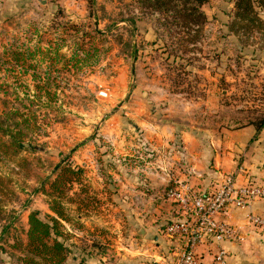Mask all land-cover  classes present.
<instances>
[{
    "label": "rangeland",
    "instance_id": "1",
    "mask_svg": "<svg viewBox=\"0 0 264 264\" xmlns=\"http://www.w3.org/2000/svg\"><path fill=\"white\" fill-rule=\"evenodd\" d=\"M234 5L207 0L184 50L136 0H0V112L31 109L39 125L0 155V264H20L29 213H51L41 186L60 162L81 168L68 194L89 203L68 205L78 221L64 222L63 264H152L164 193L186 179L170 159L181 132L203 140L264 119V2L250 29Z\"/></svg>",
    "mask_w": 264,
    "mask_h": 264
},
{
    "label": "trees",
    "instance_id": "2",
    "mask_svg": "<svg viewBox=\"0 0 264 264\" xmlns=\"http://www.w3.org/2000/svg\"><path fill=\"white\" fill-rule=\"evenodd\" d=\"M140 8L150 10L158 15V21L165 30L174 34L177 38L179 49L186 48L187 44L195 43L202 26L207 22V16L202 6L207 0H136ZM264 2V0H258ZM254 0H235V17L239 18L241 28L250 29L256 22H261L254 10ZM261 4V3H259ZM123 21V20H121ZM134 24V20H131ZM176 86L180 81L174 83ZM259 130L264 126V119L254 123ZM39 125L35 111L29 109L22 112L16 107L5 106L0 112V155H15L25 148L26 139L38 131ZM29 143V142H28ZM82 170L73 167L69 163L60 162L55 165V173L52 180L47 182L48 188L41 186L47 195V205L51 213L40 216L38 211H32L28 215L26 241H15L12 245L19 249L18 260L20 264H63L69 247L66 244L67 232L64 222L78 221L76 215L71 216L69 204H75L74 210L89 209L88 199L71 197L69 189L75 183H79ZM1 178V177H0ZM84 191L83 188H80ZM86 200V201H85ZM77 204V205H76Z\"/></svg>",
    "mask_w": 264,
    "mask_h": 264
},
{
    "label": "built area",
    "instance_id": "3",
    "mask_svg": "<svg viewBox=\"0 0 264 264\" xmlns=\"http://www.w3.org/2000/svg\"><path fill=\"white\" fill-rule=\"evenodd\" d=\"M180 163L178 159L176 164L184 168ZM216 174L215 183L206 190H199L187 179L179 178L166 189L164 198L170 219L162 234L172 244L162 264H208L201 246L207 249L213 264H226L225 244L243 240L239 229L223 216L232 208L248 209L264 198V179L253 177L240 167ZM245 222L252 230L264 233V216L248 211Z\"/></svg>",
    "mask_w": 264,
    "mask_h": 264
},
{
    "label": "crops",
    "instance_id": "4",
    "mask_svg": "<svg viewBox=\"0 0 264 264\" xmlns=\"http://www.w3.org/2000/svg\"><path fill=\"white\" fill-rule=\"evenodd\" d=\"M206 138L202 140L192 133L181 132L178 140L180 149L170 158L172 162L179 158L185 161L184 176L195 188L209 189L215 183L214 177L217 176V171L225 173L237 167L243 168L247 174L257 179H264V126L257 130L251 122L241 127L208 131ZM156 172L161 173V171ZM152 183L157 182L153 179ZM163 199L166 202L165 198ZM164 210L169 215H167L169 220V207ZM248 211L264 216V198L254 202L248 209L232 208L223 216L236 226L243 236L241 242L225 244L228 249L226 264H264V233L256 232L246 225L245 214ZM155 238L159 242V246L156 247H160V250L153 254L152 264H162V258L169 256L172 243L162 231ZM200 250L204 252L205 261L213 264L207 249L201 246Z\"/></svg>",
    "mask_w": 264,
    "mask_h": 264
}]
</instances>
